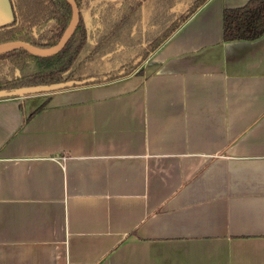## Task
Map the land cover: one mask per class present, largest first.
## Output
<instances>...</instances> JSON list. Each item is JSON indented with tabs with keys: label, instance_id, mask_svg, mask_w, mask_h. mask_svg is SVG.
<instances>
[{
	"label": "crops",
	"instance_id": "obj_1",
	"mask_svg": "<svg viewBox=\"0 0 264 264\" xmlns=\"http://www.w3.org/2000/svg\"><path fill=\"white\" fill-rule=\"evenodd\" d=\"M247 1L138 73L0 99V264H264V34L222 38Z\"/></svg>",
	"mask_w": 264,
	"mask_h": 264
},
{
	"label": "trees",
	"instance_id": "obj_2",
	"mask_svg": "<svg viewBox=\"0 0 264 264\" xmlns=\"http://www.w3.org/2000/svg\"><path fill=\"white\" fill-rule=\"evenodd\" d=\"M74 1L78 24L58 53L39 57L19 48L0 54V90L92 79L65 88L69 89L138 73L144 60L208 0ZM11 3L14 19L0 25V43L22 41L49 48L57 43L71 19V7L65 0ZM222 29L225 42L260 38L264 34V0L226 8Z\"/></svg>",
	"mask_w": 264,
	"mask_h": 264
},
{
	"label": "water",
	"instance_id": "obj_3",
	"mask_svg": "<svg viewBox=\"0 0 264 264\" xmlns=\"http://www.w3.org/2000/svg\"><path fill=\"white\" fill-rule=\"evenodd\" d=\"M65 1L71 7V19L55 45L49 48H37L22 41H9L0 43V54L19 48L24 49L28 53L39 57H49L58 53L73 34L79 20V12L76 2L74 0ZM89 81H92V79L81 81L70 80L66 82L51 83L49 85H34L19 87L13 90H0V99L50 93L54 91L64 90L65 88L72 87L74 85H82L85 82Z\"/></svg>",
	"mask_w": 264,
	"mask_h": 264
}]
</instances>
